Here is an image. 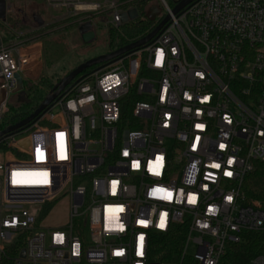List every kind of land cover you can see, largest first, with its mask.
Wrapping results in <instances>:
<instances>
[{
    "label": "built area",
    "instance_id": "2783aa9c",
    "mask_svg": "<svg viewBox=\"0 0 264 264\" xmlns=\"http://www.w3.org/2000/svg\"><path fill=\"white\" fill-rule=\"evenodd\" d=\"M44 1L65 25L98 19L107 31L140 17L138 0ZM159 1L146 34L168 18L150 40L84 69L0 140V264H225L227 243L264 230L262 205L242 189L264 163V0H193L175 13L179 0ZM6 42L0 116L15 74L38 58ZM61 196L66 220L40 222ZM175 231L170 250L160 241Z\"/></svg>",
    "mask_w": 264,
    "mask_h": 264
},
{
    "label": "trees",
    "instance_id": "16d2710c",
    "mask_svg": "<svg viewBox=\"0 0 264 264\" xmlns=\"http://www.w3.org/2000/svg\"><path fill=\"white\" fill-rule=\"evenodd\" d=\"M171 1L173 6L174 1L176 0ZM135 3L139 4L137 6L140 9V17L125 24H122L118 28H109L106 31L105 41L108 45L109 51L115 50L119 47H122L128 43L137 40L153 28V20H150L149 18H147V16L142 17L144 15L143 12L150 6H152V0H138ZM12 16L14 15L11 14L6 19L7 25L10 22V19H13ZM70 26L76 25L68 24L65 25V28H68ZM7 28L8 26L0 24V31H3L4 34L8 33ZM52 42L56 43L59 41L54 40ZM61 77H58L55 82H52L49 77L40 74L39 77L35 80V82H23V89L25 90L26 98L29 100V102H18L17 107H13L12 105L8 104L7 112L0 116V130H2L8 125L16 123L17 121L26 117L30 112H32L52 90L55 83L59 81ZM242 189L247 200L259 201L262 205V208L264 209L263 162L257 161L254 163L252 170L244 178ZM47 210L48 206H45L43 212H46ZM179 240L180 237L175 231V233H172L167 238L162 239L160 242L162 244L171 245V247L169 248L171 250L172 246ZM23 245L24 242L19 241L16 243L15 248L18 250L19 248L23 247ZM255 254H262L264 256V230L243 232L241 234V239L239 242L227 243L223 262L225 264H250V260ZM167 257L169 258L173 256H164L165 259H167ZM9 259L10 258L4 259L1 264H11Z\"/></svg>",
    "mask_w": 264,
    "mask_h": 264
},
{
    "label": "rangeland",
    "instance_id": "374dc122",
    "mask_svg": "<svg viewBox=\"0 0 264 264\" xmlns=\"http://www.w3.org/2000/svg\"><path fill=\"white\" fill-rule=\"evenodd\" d=\"M17 1L18 0H14V2L16 3ZM166 1L170 6H172L171 0ZM21 3L22 2L19 1V3H17L18 6ZM34 3L37 7L42 8V10L45 11L46 9L47 11L49 10L51 13L56 14L52 9L46 7V2L44 0H34ZM136 5L139 4L137 3ZM151 5H155L158 7L160 11L159 15L165 13V10L159 0H152ZM14 9L15 8H13V10ZM146 10L143 12L144 15L142 17L146 16ZM94 22H96V20ZM1 36L2 38L9 40V36H4L3 31L1 32ZM105 37L106 36L103 29L98 26L96 27V40L88 44L82 43L77 26H70L65 30L55 32L49 36L43 37L42 75L49 77L52 82H55L58 77L64 76L70 69L74 68L84 59H89L91 57L106 53L109 49L105 41ZM54 40L59 42H52ZM25 81L26 80L23 79V82ZM8 104L12 105L13 107L18 106L17 93L10 94L8 98ZM3 151L4 148L0 145V152ZM50 206L51 209L47 215L48 218H44L40 222L53 226L61 225L66 220V196H61L60 198L54 200L53 202H51ZM36 224H39V221H37ZM85 239H89L88 233H85ZM194 252L195 249L193 245L190 244L188 246L187 253L192 255L194 254Z\"/></svg>",
    "mask_w": 264,
    "mask_h": 264
},
{
    "label": "water",
    "instance_id": "95a60500",
    "mask_svg": "<svg viewBox=\"0 0 264 264\" xmlns=\"http://www.w3.org/2000/svg\"><path fill=\"white\" fill-rule=\"evenodd\" d=\"M193 0H179L178 3L173 7L172 12L175 13L179 9H181L184 5L190 3ZM10 9V4H7V0H0V24L7 26V12ZM159 13V9L157 6L152 5L148 8L146 12L147 18L150 20H154L155 16ZM137 17V11L135 8H131L128 11L121 14V22L125 23L129 19H134ZM168 16H165L156 26L155 28L146 34L145 36L128 43L122 47H119L110 52H106L89 59H86L72 68L67 74L62 76L59 81L55 83L52 90L47 94V96L37 105V107L30 112L26 117L17 121L14 124L8 125L2 130H0V140L5 136H8L15 131L21 129L22 127L31 123L34 119H36L42 112L46 111L53 101L60 95V93L64 90V88L84 69L91 67L95 64L107 61L109 59L115 58L123 53L129 52L130 50L137 48L148 40H150L162 27V25L166 22ZM78 33L82 43L88 44L95 40L96 34L95 29L91 21H86L77 26ZM2 37L0 35V45H1ZM16 87L13 93H17V101L20 103H28L29 100L26 98L25 90L22 85V76L17 73L15 74ZM3 92H5L3 90ZM24 255V250L22 249L20 252V256Z\"/></svg>",
    "mask_w": 264,
    "mask_h": 264
},
{
    "label": "crops",
    "instance_id": "0c3cea01",
    "mask_svg": "<svg viewBox=\"0 0 264 264\" xmlns=\"http://www.w3.org/2000/svg\"><path fill=\"white\" fill-rule=\"evenodd\" d=\"M19 1L22 3L18 4ZM16 5H15V4ZM7 0V4H10V9L7 12V18L13 14V19H10L8 23V33L4 36H9V41H14L17 43H22V46L27 51H35L38 53L37 65L33 68L25 69L20 75L23 79L30 82H35V80L42 74V48H43V37L49 36L55 32H60L65 30V24L63 22L62 16L64 14L63 9H52L56 14L51 13L49 10L39 8L35 5L34 0ZM47 8L51 9L47 4ZM14 6V7H13ZM15 8L13 10V8ZM95 19V18H94ZM96 20V22H94ZM93 20V26L96 34V27L99 26L98 19ZM105 36L106 30L102 28ZM0 31V35H1ZM2 37V36H1ZM3 39V38H2ZM96 40V38H95ZM94 40V41H95ZM6 42V43H7ZM5 98V92L0 90V102ZM47 225V224H46ZM53 226V225H47ZM56 226V225H55Z\"/></svg>",
    "mask_w": 264,
    "mask_h": 264
},
{
    "label": "snow or ice",
    "instance_id": "6c2138e0",
    "mask_svg": "<svg viewBox=\"0 0 264 264\" xmlns=\"http://www.w3.org/2000/svg\"><path fill=\"white\" fill-rule=\"evenodd\" d=\"M162 58V53L160 54V57L158 58V60H157V63H159L160 62V59ZM199 127V126H198ZM221 147H223V145H221ZM230 163H231V161H230ZM213 167H219V165H213ZM225 175H231V173L230 172H226L225 173ZM229 199H231L230 197H229ZM189 201L190 202H194V198H192V197H190L189 198ZM161 228H163L164 227V222H163V217L161 218V224L159 225ZM143 240V237H141V241ZM119 254H121V253H117V255H119ZM140 254H142V252L140 253Z\"/></svg>",
    "mask_w": 264,
    "mask_h": 264
}]
</instances>
